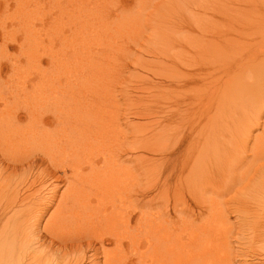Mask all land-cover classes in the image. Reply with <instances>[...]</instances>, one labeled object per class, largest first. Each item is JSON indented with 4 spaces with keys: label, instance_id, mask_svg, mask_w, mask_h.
Returning <instances> with one entry per match:
<instances>
[{
    "label": "rangeland",
    "instance_id": "1",
    "mask_svg": "<svg viewBox=\"0 0 264 264\" xmlns=\"http://www.w3.org/2000/svg\"><path fill=\"white\" fill-rule=\"evenodd\" d=\"M36 100L48 103L31 121L25 108ZM60 100L72 103L61 118L67 132L94 136L95 151L75 160L80 167L91 159L100 166L123 161L114 167L118 176L99 168L97 183L87 178L90 192H111L110 180L126 181L145 212L173 211L177 195L185 197L202 214L198 221L205 217L212 225L211 264H264V0H0V125L10 132L30 129L31 122L41 131L44 122L42 131L54 135L59 127L49 106ZM88 102L94 113L75 117ZM42 142L37 147L47 149ZM70 144L43 149L45 155L38 148L40 160L29 145L34 154L26 147L3 153L2 146L0 186L28 177L34 186L25 196H46L59 185L63 193L62 182L47 178L55 171L48 167L62 161ZM4 155L17 158L19 167ZM37 167L45 168L42 175ZM48 215L37 219L42 227Z\"/></svg>",
    "mask_w": 264,
    "mask_h": 264
},
{
    "label": "bare ground",
    "instance_id": "2",
    "mask_svg": "<svg viewBox=\"0 0 264 264\" xmlns=\"http://www.w3.org/2000/svg\"><path fill=\"white\" fill-rule=\"evenodd\" d=\"M239 67L241 66L239 65ZM231 72L232 70H230L228 74H230ZM194 74L196 75L198 73H193V76H195ZM201 74L203 73L201 72ZM200 78L204 79L205 77ZM200 78L199 81H201ZM39 101H37L36 103L29 102L31 104V108H25L27 109L26 113L30 120L34 119L35 116L38 115L36 113L38 112L39 107L48 103V101L43 100L44 102H42V105L40 104L39 106ZM85 103H82V107L84 110L81 109V106L79 107L81 111H78V107H74L75 109H77L75 110V117H77L80 113H84L86 116L88 115V113H94L92 109L95 106L90 102H88L89 104L87 103L88 105ZM52 104L49 106L50 110H52L50 112L55 113V120H57L56 123L59 127V130H56V134L54 133V135H52L46 128H44L42 131L41 127L42 123L44 122H41L40 120L39 121L41 122V131H38L39 129L36 131V128L34 129L33 123L31 124V122L30 125L33 128L30 126V129L26 130V128L20 127V125L19 127L16 126L17 128H14V131L12 130L10 132H8L7 129H3L0 125V148L4 147L2 150L3 153L6 148V150L14 149L13 151L17 153L16 150L20 148L24 149L26 146H30L33 142L38 140V144L39 142L41 143L42 141H44L42 142V144L46 143L45 145H52L54 142V146L47 145L49 147H52L53 150L58 149L59 147L61 149L64 146L66 147L67 144H70L69 142H74L73 145L70 144L72 148L68 152H63L61 153V155L58 152V154L56 153L57 156L60 155L59 158H62V161H55L53 163L54 166L52 164H49L50 167H48H54L55 171L52 174L51 169L50 172H46V170V173L44 172L45 175H47L48 173L52 175H47V178L49 176L51 178H56L54 179V181H60L63 183V187L66 186L65 191L63 193H61V191L59 190V188L61 189L59 185L55 186L54 188L51 186L53 188V191L51 189L48 192V195L46 196L38 194V192L36 191V194H33L34 192H32V194L30 193L31 195L25 196V194H27L26 192H28L31 186H34V184L30 183L28 185V177V181L27 179H23V181L20 182V180H16V177L18 176H13V178L15 177L13 181L19 182L13 185L14 182L10 183V181H8L6 183H3L5 185L0 186V264H56L59 261L64 262V264H84V261H89L88 264H211V252L213 246L211 242L212 225L210 221L205 219V217H203L204 219L200 220V222L198 221L200 218H202V214H198L196 211L192 210V208H190V205L188 206V201L185 197L177 195L174 201L176 202V204L173 208V211L163 209L156 212H145L139 209V207L137 206L138 204L135 205L136 199L134 200V196L129 192L128 188L130 187H128L129 185H127L126 181L119 182V180H116L112 182L110 180L109 185H107L106 187L110 188L111 192H98L96 190L93 191L94 189L91 190V192L89 191L90 189L86 187V183H88V185L90 186L91 182L89 180L87 181V178L95 179L96 175L100 172L99 170L103 168L107 171H105L106 173H108V170L110 171L111 174L109 173L107 175H110L109 177L111 178L112 174L117 173V170L114 169V167L117 168L121 162L123 163V161H120V158H114L112 162L110 161L108 163V160H111L113 158L109 154L110 157H108L109 159L107 158L108 164L105 163V165H107L106 167L105 165L100 166V162H91L92 159L88 162V164H86L87 168L80 167V161H78V163L75 160H79V156L84 151L90 152L91 149H93L91 152L95 151L94 148H92L93 146H91L90 144V140H92L94 136L92 138L88 136V132L90 131L88 130V132L85 133V131H83L84 129H82V131H80L79 129L78 131L73 130L71 132H67L68 129L66 128L68 127V125H65L67 122L61 121V118L66 117V115H68L67 113H65V111H68V106L72 105L70 101L60 100L58 102L56 101L53 105ZM84 105L89 106V109H85ZM63 109H65V111ZM73 113L74 109L72 113H70V115H72ZM15 114L17 115V113ZM15 114L12 115L16 116ZM0 116L2 117V115ZM9 116L11 118H14V116L12 117L11 114ZM3 118L7 119V116ZM36 119L35 122H38L36 121ZM114 122L115 124L113 125L111 123L113 126H110V128L113 127L114 130L117 132L116 129L120 125L117 124L116 121ZM5 126H7V124ZM104 126L105 128L107 127V129L109 128L106 125ZM43 127L45 126L43 125ZM32 129H34L35 131ZM82 136L84 138H82ZM100 136L102 137L101 134ZM85 137L86 141H88V143L86 142L87 144L82 143V139H85ZM108 138L109 137H107V139ZM96 142L98 141H95V143ZM101 143L103 144L102 139ZM38 144L36 145L35 143L36 146L33 145L35 147V151H38V148L41 149L40 147H37ZM44 144L42 146H45ZM49 147H47V149H49ZM27 148L29 152V147H26L25 149L27 150ZM66 148L63 149L65 150ZM32 149L30 146V150ZM43 149H45L44 152L50 151L47 150L46 147H43L41 151ZM15 152H13V155H15ZM28 152L24 151V153L26 154H28ZM44 152L42 151L41 155H43ZM55 152L56 151H52L51 158H53L54 160L56 158L57 160V156L55 157ZM10 153H8V155ZM31 153L34 154L33 152ZM39 153L41 152L38 151V155L36 157L40 156ZM106 153L108 152L106 151ZM113 153L114 152H112V154ZM10 155H12V153ZM18 155L19 153L17 154V157L20 160ZM5 156L7 157V155L3 156L5 158L4 160H6ZM25 156L29 158L28 155ZM97 156L100 157L99 154ZM30 157L31 159L26 158V161L32 160V155ZM40 158L42 157L40 156L39 160ZM7 159H10L11 163L13 160V162L16 163V165L18 166L17 161L19 160L17 158L14 159V156H11V158L8 156ZM129 159L131 158L129 157ZM15 160L17 161L15 162ZM7 162L9 161L3 163L6 164ZM44 166L45 165H43V167ZM27 167L28 171L33 168H29L30 165ZM39 167H37V170L39 169ZM120 167L124 166L122 165ZM41 169V171H44L45 168ZM127 169L128 167H125L124 171H128ZM14 170L12 173L16 172L17 174V171ZM23 171L22 173H24ZM31 171H29L28 173H31ZM40 172H38V174ZM58 173H61L60 176L58 175ZM27 174L25 172V175ZM32 174L34 173H31L29 175L34 176ZM40 174L42 175V172ZM103 174L106 176L104 172H102V175ZM4 175L6 177V174ZM116 176L118 175L116 174ZM128 176L126 178H128ZM24 177L26 178V176ZM39 177L41 176L39 175ZM42 178L43 177H41V179ZM9 179L10 178H8V180ZM33 180H35V178ZM97 181L98 180H96L95 183H97ZM51 182H53V180ZM32 183H34V181H32ZM38 183H40V181H38ZM120 187H122L121 191L118 190ZM85 189L88 192H86ZM145 194L139 195V200L141 199L142 202L146 200L147 196ZM152 201L154 200H150L151 203ZM52 209L53 211L51 215H48L49 211ZM45 214H47L49 218L47 219V222L45 221V226L42 227L41 221H38L37 219L43 218ZM137 214H139L140 217L138 219V222L134 226L133 222L137 217ZM44 231L46 234L42 233ZM49 249L50 251H55V253L53 255L50 254ZM88 255L89 257H87Z\"/></svg>",
    "mask_w": 264,
    "mask_h": 264
}]
</instances>
